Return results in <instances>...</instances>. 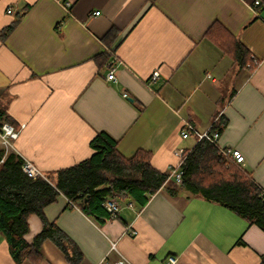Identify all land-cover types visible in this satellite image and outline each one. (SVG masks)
I'll return each instance as SVG.
<instances>
[{"label":"crops","instance_id":"crops-1","mask_svg":"<svg viewBox=\"0 0 264 264\" xmlns=\"http://www.w3.org/2000/svg\"><path fill=\"white\" fill-rule=\"evenodd\" d=\"M63 1L0 0V32L16 21L0 35V111L17 126L13 146L0 138L1 145L47 176L89 158L91 140L107 131L123 155L149 150L154 167L169 172L178 152L197 142L181 130H207L219 116L227 120L219 147L239 150L264 190V0H71L69 8ZM214 27L258 66L239 67L207 35ZM112 28L119 34L109 48ZM111 65L116 81L107 79ZM122 204L118 218L98 223L60 195L45 216L75 241L78 264H168L171 255L177 264L264 260L263 229L184 188L161 189L141 209ZM29 227L33 242L43 230L37 214ZM41 253L20 264H71L52 239ZM0 264H16L1 232Z\"/></svg>","mask_w":264,"mask_h":264},{"label":"trees","instance_id":"trees-1","mask_svg":"<svg viewBox=\"0 0 264 264\" xmlns=\"http://www.w3.org/2000/svg\"><path fill=\"white\" fill-rule=\"evenodd\" d=\"M15 23L0 35L6 37ZM118 34L119 30L112 28L105 36L109 48ZM207 35L232 55L239 67L255 69L258 66L240 42L234 41L229 45L223 41L216 27L211 28ZM108 57L110 52L105 51L99 60L105 62ZM3 115L0 111V127L9 121ZM226 124V119L224 122L218 119L212 128L221 132ZM90 146L93 154L89 158L47 176L31 177L23 168L25 159L0 144V232L7 239L16 264L27 259H41V246L47 239L56 243L71 264L82 260L83 254L75 241L45 216V207L60 195L98 223H105L112 219L104 205L108 198L122 203L132 201L141 209L161 189L175 194L184 188L193 195L231 209L264 230V190L226 148H220L208 139L197 141L193 148L185 150L180 186L175 183L171 170L164 172L154 167L151 151L139 149L127 157L119 149V140L107 131L98 132ZM32 214L41 218L43 230L33 242H28L25 235L29 232Z\"/></svg>","mask_w":264,"mask_h":264},{"label":"built area","instance_id":"built-area-1","mask_svg":"<svg viewBox=\"0 0 264 264\" xmlns=\"http://www.w3.org/2000/svg\"><path fill=\"white\" fill-rule=\"evenodd\" d=\"M63 4L65 5V7L69 8L72 5V1L71 0H64ZM260 1L257 0L255 2V5H259ZM9 12L13 11L12 7L8 8ZM96 14H99V11L96 12ZM160 73L158 71H155L153 73L152 76V80L156 81L159 78ZM107 79L111 80V81H116V75H115V68L111 65L110 70L108 72L107 75ZM125 97H128L127 93H124ZM219 119V116L215 119L214 122H216ZM214 124V123H213ZM213 124L209 127V129L204 130V131H199L194 125L188 124L187 126H185L182 130H181V136L182 138H188L191 135H195L197 141H200L202 139H208L211 142L218 144L219 138H220V132L217 130H214ZM17 130L15 128V126L10 123V122H4L2 124V126L0 127V138L5 142L6 145L8 146H13V139L15 137ZM227 152L232 154L233 159L240 164H243L245 161V157L244 155L237 149H233V148H226ZM178 153L181 154V162L179 163V165L175 168H173L171 170V175L174 177L175 181L177 183H182L183 181V170L181 168V163L184 159V153L182 151H179ZM25 172L27 174H29L31 177H36L38 175H42L40 170L29 160H25V164L23 166ZM69 201V203H71L72 205H75L74 203H72L69 199H67ZM106 209L109 211V213L113 218H118L120 213L123 211L125 205L122 204L119 200L115 199V198H108L105 203H104ZM76 206V205H75ZM128 206L133 208V203H128ZM114 247V244H113ZM167 263L168 264H177V257L176 256H169L167 259ZM260 264H264V260L260 263Z\"/></svg>","mask_w":264,"mask_h":264},{"label":"rangeland","instance_id":"rangeland-1","mask_svg":"<svg viewBox=\"0 0 264 264\" xmlns=\"http://www.w3.org/2000/svg\"><path fill=\"white\" fill-rule=\"evenodd\" d=\"M229 83L230 82L227 81V84H229ZM231 91H232L231 89L229 91H224V95L227 96V97L230 96Z\"/></svg>","mask_w":264,"mask_h":264}]
</instances>
